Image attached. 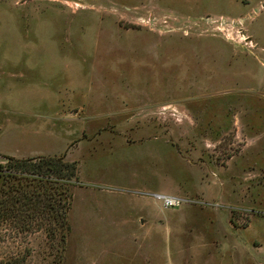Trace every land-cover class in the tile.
<instances>
[{
    "label": "rangeland",
    "instance_id": "374dc122",
    "mask_svg": "<svg viewBox=\"0 0 264 264\" xmlns=\"http://www.w3.org/2000/svg\"><path fill=\"white\" fill-rule=\"evenodd\" d=\"M1 130L78 180L65 224L2 209L0 264H264V0H0Z\"/></svg>",
    "mask_w": 264,
    "mask_h": 264
},
{
    "label": "trees",
    "instance_id": "16d2710c",
    "mask_svg": "<svg viewBox=\"0 0 264 264\" xmlns=\"http://www.w3.org/2000/svg\"><path fill=\"white\" fill-rule=\"evenodd\" d=\"M4 158L6 165H0L1 170L5 168L4 171H1L4 177L16 178L18 182L23 181L28 184L34 181L48 183V185L50 182L53 184H50L48 189L45 185L37 183L31 190L22 192V196L15 198L14 201L0 200V212L14 203L21 202V204L23 203L20 205L21 208L26 210L27 206L33 205L40 213L48 212L46 216L50 219L58 222L62 219L65 224L67 212L71 209L72 204L71 188L74 186L73 183L78 180L76 164L67 162L62 157ZM16 174H29L32 178L18 177ZM37 188L40 189L37 190Z\"/></svg>",
    "mask_w": 264,
    "mask_h": 264
},
{
    "label": "crops",
    "instance_id": "0c3cea01",
    "mask_svg": "<svg viewBox=\"0 0 264 264\" xmlns=\"http://www.w3.org/2000/svg\"><path fill=\"white\" fill-rule=\"evenodd\" d=\"M5 128L7 127L6 124L3 125V123L1 124V128ZM4 132L3 130L0 131V134L3 136L4 135ZM7 132V131H6ZM10 136H13L12 137V140L16 141L17 140V135H15L14 133H10ZM10 139V138H9ZM8 139V142L10 143L11 139L9 140ZM18 146H20V143L18 141V143L16 144V146H13L15 151H22V152H25V151H31V149L29 148V150H24V149H18ZM6 147H7V143L5 141H3V139L1 138L0 140V151H7L6 150ZM4 157H13V158H17V159H26V158H34V157H43L41 155H37V156H26V155H16V154H10L8 155L7 153H2L0 152V159H4ZM1 160H0V164H1Z\"/></svg>",
    "mask_w": 264,
    "mask_h": 264
},
{
    "label": "built area",
    "instance_id": "2783aa9c",
    "mask_svg": "<svg viewBox=\"0 0 264 264\" xmlns=\"http://www.w3.org/2000/svg\"><path fill=\"white\" fill-rule=\"evenodd\" d=\"M162 199L163 205L165 208L169 207H179L181 205V200L173 198V197H168V196H158Z\"/></svg>",
    "mask_w": 264,
    "mask_h": 264
}]
</instances>
